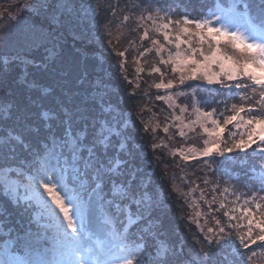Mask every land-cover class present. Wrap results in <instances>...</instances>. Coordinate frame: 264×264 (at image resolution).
<instances>
[{"label": "trees", "instance_id": "1", "mask_svg": "<svg viewBox=\"0 0 264 264\" xmlns=\"http://www.w3.org/2000/svg\"><path fill=\"white\" fill-rule=\"evenodd\" d=\"M232 2L233 0H217V4L221 6ZM237 3L242 4L243 0H237ZM211 7L212 0H69L66 9L72 12H65L66 17L72 25V21H78L77 27L82 28L83 32L77 28V31L69 33L59 24L57 25L59 41L54 45L58 44L60 49L63 42L71 45L73 41L77 45L71 35L82 39L91 37L90 42L97 41L99 48L104 51V60L98 55V58H88L86 65L70 59L68 51L61 49L62 52L54 57L55 68L68 69L73 80L78 76L83 77L78 86L82 87L84 93L90 94L103 110L106 130L114 134L121 155L131 159L137 167L148 189L146 198L153 204L155 216L158 218L156 224L163 239H158L157 245H162L165 249H170L174 245L182 264H191V261L199 264L197 253L202 250L211 253V264H264V247L252 245L254 255L242 246L240 253H243V256L236 252L238 237L247 232L248 217L241 209L252 208L257 219L264 213V199L260 198L264 197V192L259 190L261 177H264V171H261L259 166L264 165V160H261L252 148H248L246 153L234 150L221 156L214 152L208 157L197 155L187 160L179 154L175 158L165 160L168 162L166 164L156 159L159 149H155L154 152L153 147L156 144L153 146L150 144L151 138L156 135L150 134V141L141 144V135L150 133L149 129L141 126L139 118L134 116V113L130 114L137 112L141 118L146 119L143 115L146 111L138 110V107L147 108L151 112L158 111L159 107L166 105V96L171 104L185 108L187 118L200 119L202 125L211 130L215 128L212 121L222 124L224 117L234 114L233 105L246 109L258 106L259 94L253 93L251 89L229 91L216 83L209 85L203 79V71L196 74L195 80L186 79L181 84L180 76L189 75L188 69L193 66H187L184 73L173 71L178 63L177 52L182 56L191 54L186 44H181L179 49L175 47L176 35H182V39L190 40L194 48L201 47L194 35L189 37L180 33L179 29L185 26L182 14L188 13L189 18L198 17L206 8ZM63 14L61 13L62 16ZM176 21L180 23L177 24ZM166 23H169L168 29L163 28ZM188 27L195 32L194 25ZM164 31L169 32L171 43L164 41ZM145 32L148 33L147 38H144ZM153 41L157 43L154 44ZM45 48L44 46L40 50V52L43 50L42 56L35 55L33 58L36 63L42 64L44 58L48 56V53L44 52ZM221 48L223 54L234 55L230 48L223 45ZM203 49L206 54H210L208 44H204ZM120 52H124V56L119 55ZM107 56L111 63L107 61ZM197 58H200L198 53ZM155 68H160V72H155ZM100 69L101 72L97 71ZM11 71L8 69L2 75L5 87L0 89L1 98L4 95L11 97L13 93L8 89H16L17 98L26 99L29 94L22 83L24 78L18 76V71L14 69ZM219 71L218 66L210 69V73ZM28 73L29 79L35 75L41 83L51 85L53 90H59L60 82L55 78V69H51L47 74H41L34 66L28 69ZM136 82L138 85L135 87L133 83ZM167 82L173 85L171 91H166L168 88L155 87L157 83ZM205 112H214V115L205 117ZM242 115L245 120L249 118L247 114ZM124 118L131 123L132 119L136 120L132 126H123ZM247 131L248 129L243 127L236 129L232 125L228 126L227 134L220 141L221 147H230L234 141L242 137L246 139ZM231 132L237 134L232 136ZM216 139L214 136L207 137L197 128V131L182 139L181 148H188L186 146L189 144L196 149L204 150L205 141ZM168 145L175 148L177 142L171 139ZM252 147L255 148L256 145ZM149 149L154 152L156 158L147 157ZM181 152L186 153L183 150ZM169 169H172L177 178L182 176L176 190L172 186L173 173L170 174ZM257 203L261 205L259 210L256 209ZM0 207H6L8 210V215L0 218V259L6 252L14 255L18 264H23L29 258L38 257L57 262L65 259L55 251L59 244L53 238L55 228L49 223L47 214L44 219H40V215L37 214L34 221L21 207L9 204L3 193H0ZM225 212L236 219L229 220L224 215ZM125 216L126 220L104 209L93 214L80 240L85 258L92 261V264H96L97 260L111 264L112 261L128 256L129 253L139 255L144 250V242L138 239V229L131 233L129 231L135 221L133 211L128 210ZM216 220L220 221L219 225L216 224ZM125 224L127 226H124ZM219 227L225 228L224 234L219 233ZM208 228H214L215 231L209 233ZM37 235L40 237L39 241H36ZM232 237L237 238L233 244L225 243L219 247L217 243H212L211 246L208 244L209 240H228ZM13 249L16 251L13 252ZM248 255H253L251 261H246Z\"/></svg>", "mask_w": 264, "mask_h": 264}, {"label": "snow or ice", "instance_id": "2", "mask_svg": "<svg viewBox=\"0 0 264 264\" xmlns=\"http://www.w3.org/2000/svg\"><path fill=\"white\" fill-rule=\"evenodd\" d=\"M59 3L60 0H50L49 3L32 0L25 5L29 10L35 9L36 16H43L44 20L43 23L33 24L31 35L25 37L26 40L35 46H42L43 41L51 36L52 29L62 22L57 7ZM182 15L185 26L179 29L180 33L189 37L194 35L201 47L194 48L190 40L182 39V35L175 36V47L179 49L181 44H186L191 54L182 56L177 52L178 63L173 71L184 73L187 66H193L188 69L189 75L180 76V83L183 84L186 79L195 80L196 74L203 71V79L209 85L216 83L229 91L251 89L259 94L257 107L246 109L233 105L234 114L224 117L222 124L214 120L215 128H204L205 133L217 139L204 148L203 156H211L214 152L223 156L234 150L246 153L248 148H252L264 160V147H261L264 145V0H243L242 4L233 0L226 6L212 0V7L206 8L198 17L189 18L188 13ZM188 25H194L195 32ZM163 28L168 29L169 23ZM147 37L145 32L144 38ZM163 39L171 43L168 31H164ZM204 44H208L210 54L205 53ZM222 45L230 48L234 55L223 54ZM46 51L48 56L42 64L35 61L28 63L34 64L41 74L55 69V78L60 82L59 90L41 83L35 75L29 79L25 69L22 83L29 94L27 98L18 99L16 89H8L13 95H4L0 99V193L5 194L9 204L21 207L34 221L37 214L40 219L47 214L49 223L55 228L53 238L59 244L55 251L65 259L57 262L44 257L29 258L23 264H92L85 258L80 240L93 214L100 209L125 220V213L132 210L135 221L129 231L138 229V239L145 245L139 255L129 253L111 264H182L174 245L165 249L156 244L158 239L163 238L156 224L158 218L153 204L146 198L148 189L131 159L121 155L114 134L106 130L103 110L90 94L84 93L78 86L83 77L73 80L68 69L55 68V47ZM124 54L119 53L121 56ZM213 66H218L220 71L210 73ZM154 71L160 72V68ZM0 87L5 85L0 82ZM155 87L172 88L173 85L171 82L157 83ZM49 103L51 106H48ZM242 114H247L249 118L245 120ZM213 115L214 112L204 113L205 117ZM230 125L236 129H248L246 139L242 137L230 147L222 148L220 141ZM236 134L230 133L232 136ZM253 145L256 147L253 148ZM259 167L264 171V165ZM259 190L264 192V177H261ZM260 207L257 203L256 209ZM241 211L248 217L247 232L238 237L236 252L243 256L240 253L242 246L254 255L252 245L264 247V213L257 219L252 208L245 207ZM7 215V208L0 207V218ZM224 215L229 220L236 219L227 212ZM216 224L219 225L220 221L216 220ZM207 231L213 233L215 229L208 228ZM219 233L224 234L225 228L219 227ZM236 239L209 240L208 244L217 243L219 247L225 243L233 244ZM39 240L37 235L36 241ZM253 255H248L246 261H251ZM197 258L199 264H211L210 252L202 250L197 253ZM188 259L191 260L190 257ZM0 264L18 262L14 255L6 252ZM96 264L107 262L97 260ZM191 264H196V261H191Z\"/></svg>", "mask_w": 264, "mask_h": 264}, {"label": "rangeland", "instance_id": "3", "mask_svg": "<svg viewBox=\"0 0 264 264\" xmlns=\"http://www.w3.org/2000/svg\"><path fill=\"white\" fill-rule=\"evenodd\" d=\"M0 1H1L0 2V82L2 83L4 82L2 75L8 69L10 71L11 69L18 71L17 72L18 76L24 78L23 73L25 69L27 70L28 73V69L34 67V64L28 62L34 61L33 58H35V55L42 56L43 50L42 52H40V50L44 46L47 49L55 47L56 50L55 56L60 54L62 50L68 51V53L70 54L69 57L70 59L77 60L79 63H83V64L87 63L88 58L91 57L98 58V55L103 57L104 60V51H102L99 48V45H97V41L93 40V42H90V39H92L91 37L89 38L85 37L86 39H82V37L77 38L75 37L76 35H71V38L74 41L76 40L77 45L73 41L71 42V45L63 42V44L60 46L62 50L59 48L58 44L54 45L57 41H59V33L57 32L59 26H57V28L55 27L52 29L51 36L43 41L42 46L33 45L30 41L26 40L25 37L31 35V30L33 28L34 23H43L44 20H43V16L39 18L36 16L35 9L29 10L25 7V5L30 4L32 0H0ZM49 2L50 0H40V3H49ZM68 3L69 0H60V3L57 7L59 14L64 13L62 16L61 26H64V28L67 29V31L70 33L71 31L72 32L77 31L78 21L76 20L72 21L73 22L72 25L69 19L66 17L65 12L70 11L66 9ZM71 12L72 10L69 13ZM78 29L80 30V32H83L82 28H78ZM46 34H47V30H46ZM46 48L44 52L48 53L46 51ZM75 54H79V56ZM107 61L111 63V60L109 58L107 59ZM97 71L101 72V69ZM105 78L107 77L105 76ZM133 84L136 87L138 85V82ZM1 88L2 87H0V89ZM171 89L172 88H168L166 91H171ZM0 99H2L1 96ZM165 104H166L165 106L163 105L162 107H159L160 110L158 111L153 110L152 112L147 108L138 107V110L142 109L143 112L146 111L145 114H143L145 115L144 117L146 119L141 118L139 115L140 113L137 112L130 113V114L134 113L135 115L134 114L133 115L139 118L138 120L141 126H144L145 129H149L150 133L146 134L145 136L144 134H142L141 135L142 138L140 136L141 144L142 143L147 144L148 141H150L151 138L150 134H152L153 136L156 135L155 137L151 138L150 144L151 146L156 144V146L153 147L154 152L155 149H159L157 153V158L153 154L154 152H152V150L150 149L147 157L152 159L153 157H155L158 161L162 160L166 164H168V162H166L165 160L171 159V157L175 158L179 154L182 155V157L184 158L188 157L191 159L193 157H196L197 155L204 157L203 148L196 149L195 147L189 146V144L186 146L188 148L185 147L181 148L182 139L187 135H191L192 133L197 131V128L201 129L207 137H211L210 135L204 132V128H205L204 124L202 125L200 119L192 120L190 118H187L185 116L186 114L184 110L185 108L182 109L177 105L171 104V102L167 101L166 96H165ZM135 120L136 118L132 119V123H131L130 120L124 118L122 125L132 126ZM165 129H167V132H165ZM171 139L177 142V146L175 148L168 145V141ZM212 142L213 141L210 140L208 143L206 144L204 143L203 146L209 147L211 146ZM185 144L186 142L183 143V145ZM182 150L185 151L186 153L183 152L182 154L181 152ZM170 168H172L171 163H170ZM169 170H170L169 171L170 174L173 173L171 176V182L173 188L176 190L180 182L179 179L182 176L180 175V177L177 178V175L174 174V172H172V169ZM179 192L180 191H178V193Z\"/></svg>", "mask_w": 264, "mask_h": 264}]
</instances>
